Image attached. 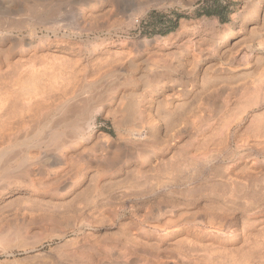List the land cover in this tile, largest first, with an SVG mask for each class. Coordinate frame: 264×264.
Returning <instances> with one entry per match:
<instances>
[{"label": "bare ground", "instance_id": "obj_1", "mask_svg": "<svg viewBox=\"0 0 264 264\" xmlns=\"http://www.w3.org/2000/svg\"><path fill=\"white\" fill-rule=\"evenodd\" d=\"M200 1L4 0L0 193L30 191L40 216L24 200L39 225L1 220L0 245L28 244L32 264H99L118 234L146 264H264V197L241 195L264 183V0L225 25L195 20ZM171 8L192 20L142 36Z\"/></svg>", "mask_w": 264, "mask_h": 264}, {"label": "rangeland", "instance_id": "obj_2", "mask_svg": "<svg viewBox=\"0 0 264 264\" xmlns=\"http://www.w3.org/2000/svg\"><path fill=\"white\" fill-rule=\"evenodd\" d=\"M3 3H4V0H0V6H2L3 5ZM244 4H245V1L244 0H201L200 2H199V6H198V8L196 9V11H195V14H194V19L195 20H198V19H201V18H204V17H207V18H209V19H211V20H213V19H218L220 22H221V24L222 25H225V24H229V23H231L232 22V16L235 14V13H237L238 11H240L241 10V8L244 6ZM214 10H218L221 14L220 15H208L206 12L207 11H214ZM183 18H187V19H189V20H192V18L190 17V16H188V15H186L185 13H183L179 8H171V9H169V10H158V9H153L152 11H151V13L148 15V17H146L144 20H143V24H142V29H143V32H142V36H148L150 39H154V38H156L158 35H163V36H167V35H169L170 33H172V32H174V31H176L177 29H178V27H179V25H180V21L183 19ZM140 31V29L139 30H135V31H133V33H137V32H139ZM160 63L162 64V63H164L163 61L161 62V60H160ZM114 88V87H113ZM262 112H264V111H261V113ZM99 119V123L100 124H103V122H104V124H106L105 125V128H107V127H112V124H111V122L110 121H104L101 117H99L98 118ZM4 150H1L0 151V153H2ZM10 153V152H9ZM11 154V153H10ZM28 154H23V156H19L14 162H12V164H10L9 166L11 167V166H13V165H15L16 163H20L21 161H22V159L25 157V156H27ZM12 156H14V153L11 155V157H10V155L8 154V157H10V159H12ZM7 157V156H6ZM7 157V160L9 159ZM21 159V160H20ZM6 160V159H5ZM260 160H264V158L261 156L260 157ZM260 164H261V161H260ZM8 166V167H9ZM244 166V165H243ZM245 167V169L247 168L248 170H250V168H249V166L247 165H245L244 166ZM244 167L243 168H241L242 170H245L244 169ZM240 169V170H241ZM239 170V169H238ZM238 171V173H242L241 174V176L242 177H239L238 179V182L240 183V184H242V183H244V185L243 186H241L240 184H239V189H240V192L242 193V191H243V188L246 186L245 184H246V182L248 181V180H251V179H248V176L246 177L245 176V174H247V173H249L248 171H247V173H245V171ZM24 171L25 170H19V172L17 173L18 174V176L20 175V174H22V173H24ZM26 172V171H25ZM28 172H30V170L28 171ZM31 173V172H30ZM245 173V174H244ZM32 174V173H31ZM238 175V174H237ZM240 175V174H239ZM244 176V177H243ZM259 176V175H258ZM34 178V177H33ZM37 178V177H36ZM36 178H34V179H36ZM241 178V179H240ZM248 179V180H247ZM257 179H259V178H257ZM247 180V181H246ZM256 180V179H255ZM254 180V181H255ZM257 181V180H256ZM258 181H260V182H258V184L256 183V185H254V182H253V180L250 182V181H248L247 183L249 184V185H247V186H249V187H251V189H249V191H248V188H247V190L245 191V192H243L241 195H242V197H243V194L245 193V194H248L249 193V195L250 196H252L251 197V199L250 200H252V201H256L257 199L259 200V198H260V200H262L263 199V195H264V189H262V191L261 190H258V188L260 189V187H258V186H261L262 184V186L261 187H263L264 186V183H262L261 182V179L260 180H258ZM237 182V183H238ZM253 182V183H252ZM197 184V183H196ZM199 184V183H198ZM252 186H253V188H252ZM254 186H257V189H256V187L254 188ZM264 188V187H263ZM242 189V190H241ZM253 189H255V191L253 190ZM251 190H253L254 192H258L257 194H254V192H253V194L252 193H250L251 192ZM29 192L30 191H27V190H23L22 191V194H18L17 195V197H18V199H17V197H16V195L14 194V195H11V194H5V193H0V221L1 222H4V223H8V224H15V223H13L14 221H16V220H21V219H27V218H29V217H31L32 215L34 216V214H32V212H33V210H31L32 208L34 209L35 207H32V205L33 206H35L36 205V197H34L33 196V194L31 195V194H29ZM194 194H196L195 192H193ZM240 194V193H239ZM244 194V195H245ZM258 194H261V195H259L260 197L258 198ZM22 195V196H21ZM93 195V196H92ZM92 195H90L89 197H88V199H89V201H90V205L91 204H93L94 203V201H97V203H100V200H102L101 198H100V196H98L96 193L94 194L93 192H92ZM253 195H255L254 197H253ZM4 196V197H3ZM19 196H21V197H19ZM31 196V197H30ZM100 198H98V197ZM26 197H27V199L29 200L30 198V200L28 201V200H26ZM33 197L35 198L34 200H33ZM90 197H92V198H90ZM94 197V198H93ZM14 198V199H13ZM16 198V199H15ZM248 198H249V196H248ZM5 199V200H4ZM21 199V200H20ZM91 199V200H90ZM95 199V200H94ZM99 199V200H98ZM14 200V201H13ZM17 200V201H16ZM19 200V201H18ZM23 200V201H22ZM26 201V203L28 204V205H31V207H30V209H28V205H26V203H23V202H25ZM257 200V201H258ZM14 202V204L12 205V203ZM21 201V202H20ZM34 201V203L35 204H33L32 202ZM20 202V204H18ZM30 202H31V204H30ZM17 203V204H16ZM22 203V204H21ZM26 206H25V205ZM89 204V203H88ZM18 205V206H17ZM84 205V204H83ZM14 206V207H13ZM25 206V207H24ZM24 207V208H23ZM16 208V209H15ZM18 208H19V210H18ZM20 208L23 210H20ZM25 208H26V210L28 211L27 213H26V211H25ZM2 209V210H1ZM37 208H35L34 210V212L36 213V211L38 212V209L36 210ZM13 210H14V212H13ZM29 210H30V213H29ZM18 211V212H17ZM20 211H22V212H20ZM32 211V212H31ZM24 212H25V214H24ZM40 212H41V210H40ZM22 213V214H21ZM3 214H5V216L3 215ZM12 216H11V215ZM26 214H27V216H26ZM31 216H30V215ZM38 214V215H37ZM40 214H42V212L40 213ZM14 215H18V217H16V216H14ZM36 215L39 217L40 215H39V213H36ZM237 215H239V213L237 214ZM4 218H2V217ZM22 216H24V218L22 217ZM26 216V217H25ZM32 216V217H33ZM7 217H8V220H6L7 219ZM38 217H35L34 216V218H38ZM12 218H16V220H13ZM21 218V219H20ZM10 219V220H9ZM25 219V220H26ZM32 219V218H31ZM30 218H29V222H28V219L26 220V222H28V223H26V225L27 224H29V227H37L38 225H39V223H37L38 221L36 220V222H35V220H34V222H32V220H31ZM0 222V223H1ZM18 222V221H17ZM32 222V223H31ZM3 223V224H4ZM31 223V224H30ZM34 223V224H33ZM2 224V223H1ZM1 226V225H0ZM88 232V231H87ZM86 232V233H87ZM112 235V234H111ZM110 234H108V236H107V238H106V240H104L103 239V241H107V239H108V243H105V244H102V247H104L105 245H109V247L108 246H105V248H104V250L103 249H101V251L98 253L97 251V253H95V251H93V253H92V250H87L88 248H89V246H91L92 247V244H93V242H94V239H92L91 237H88L89 238V240H88V238H87V240L85 241V243H86V250L87 251H90L93 255H95V256H93V257H98V255L100 256V258L98 257V259H96V260H98V261H100L99 262V264H113V262L115 261L116 262V257H117V255L116 254H121V253H123L124 255L126 254V256L122 259H119V264H146V262H148V260L150 259V257H148V255L150 256V254L148 253V252H146L147 254H145V252L143 253V250H142V252L141 251H137L136 250V252H138V253H135V254H133V253H130V255H129V252L131 251H129L128 252V250H129V248L127 249V248H125V246H126V243L124 242V244H125V246L123 247L122 246V240H123V238L122 237H120L121 235H118V234H113V237L111 236ZM105 236V235H104ZM120 238V239H122L121 241H119L120 239L118 238V237ZM91 238V239H90ZM103 238H105V237H103ZM109 238L110 239H112V240H109ZM116 240H115V239ZM114 239V240H113ZM92 240V241H91ZM101 240V241H100ZM118 240V241H117ZM99 241L101 242V243H104V242H102V239L100 238L99 239ZM112 243H111V242ZM114 241V242H113ZM12 242H14V241H12ZM12 242H10V243H12ZM16 242V241H15ZM14 242V243H15ZM92 242V243H91ZM117 242H119L118 244H117ZM120 242H121V244H120ZM14 243H12L11 245L9 244L8 246H9V249H8V247L6 246H2V245H0V264H25L24 262H26V264L28 263V264H32V259H33V263L36 261L37 262V259L35 258L34 259V254L35 253H30V252H28L27 253V249L26 248H29L27 245L25 246L24 244V246H22V242H21V245L19 244L20 243V241H17L15 244ZM28 243H30V242H28ZM100 243V244H101ZM14 244V245H13ZM31 244V243H30ZM99 244V242H98V245H100ZM114 244H115V247H114ZM120 244V245H119ZM123 244V245H124ZM21 247H20V246ZM87 245H89V246H87ZM11 246H12V248H11ZM117 246L119 247V248H117ZM122 246V247H121ZM111 247H114V249L113 250H111V253H107V251L108 252H110V248ZM127 247V246H126ZM129 247V246H128ZM5 248H7V249H5ZM71 248V247H70ZM69 248V249H70ZM123 250H122V249ZM125 248V249H124ZM19 249V250H18ZM54 249V246H51V247H49L48 246V248H47V250H53ZM68 249V250H69ZM91 249H94V248H91ZM118 249V250H117ZM154 249H156L157 250V248L155 247H153V250ZM84 250V249H83ZM85 250V251H86ZM115 250H116V252H115ZM127 250V251H126ZM134 250V249H133ZM131 251V252H135V251ZM156 250H154L155 252H157ZM124 251H126V252H124ZM89 252V253H90ZM115 252V253H114ZM88 253V252H87ZM88 253V254H89ZM95 253V254H94ZM104 254V255H103ZM112 254H113V256H112ZM118 254V255H119ZM133 254V255H132ZM137 254V255H136ZM141 254V255H140ZM90 255V254H89ZM97 255V256H96ZM108 256L109 255V257H106V258H103L104 256ZM101 256H103V257H101ZM141 256V257H140ZM145 256V257H144ZM147 256V257H146ZM28 257V259H31V260H27L26 258ZM129 259H128V258ZM137 257V259L139 258V260H135V258ZM142 257H144V259L142 258ZM103 258V259H102ZM149 258V259H148ZM126 261H125V260ZM127 259H128V261H127ZM131 259V261H129ZM114 260V261H113ZM124 260V261H123ZM146 260V261H145ZM143 261V262H142ZM31 262V263H30ZM35 262V263H36ZM122 262V263H121ZM127 262H129V263H127ZM131 262V263H130ZM62 264H74V263H72V262H63Z\"/></svg>", "mask_w": 264, "mask_h": 264}, {"label": "trees", "instance_id": "obj_3", "mask_svg": "<svg viewBox=\"0 0 264 264\" xmlns=\"http://www.w3.org/2000/svg\"><path fill=\"white\" fill-rule=\"evenodd\" d=\"M206 13H207L208 15H220V14H221L218 10L207 11Z\"/></svg>", "mask_w": 264, "mask_h": 264}]
</instances>
